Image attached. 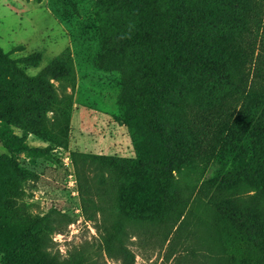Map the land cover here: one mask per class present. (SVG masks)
I'll return each mask as SVG.
<instances>
[{
    "label": "trees",
    "instance_id": "16d2710c",
    "mask_svg": "<svg viewBox=\"0 0 264 264\" xmlns=\"http://www.w3.org/2000/svg\"><path fill=\"white\" fill-rule=\"evenodd\" d=\"M105 1L137 13L139 23L123 44L105 39L98 61L122 73L118 121L135 150L127 159L89 157L101 203L94 206L118 216L105 226L102 250L134 264L125 245L129 220L173 227L201 196L239 249L240 264H264V0H164V14L156 0ZM128 47L136 49L130 60H112ZM40 60L38 52L23 59L33 67ZM73 84L63 56L28 76L0 53V118L62 115ZM204 172L210 175L193 182ZM8 202L9 185H0V264H85L46 250L47 232L59 229L55 218L18 217Z\"/></svg>",
    "mask_w": 264,
    "mask_h": 264
},
{
    "label": "rangeland",
    "instance_id": "374dc122",
    "mask_svg": "<svg viewBox=\"0 0 264 264\" xmlns=\"http://www.w3.org/2000/svg\"><path fill=\"white\" fill-rule=\"evenodd\" d=\"M156 2L164 14V0ZM138 20L137 13L105 0H0V53L28 76L63 56L74 77L62 115L25 113L21 123L0 118V185H9L8 206L18 217L55 218L59 229L47 232L46 250L61 260L80 256L85 264H121L100 245L105 226L118 216L94 206L101 203L89 157L135 155L131 134L118 121L122 73L103 69L98 61L103 41L115 37L117 44L125 43ZM35 52L41 60L33 67L23 59ZM135 53L134 47L118 50L112 60L127 62ZM32 121L35 125L26 124ZM35 126L46 137L32 133ZM209 175L199 173L192 180L199 185ZM105 176L103 189L109 187ZM129 221L125 245L135 256L134 264L241 262L239 249L217 226L214 207L205 197H194L173 227Z\"/></svg>",
    "mask_w": 264,
    "mask_h": 264
}]
</instances>
